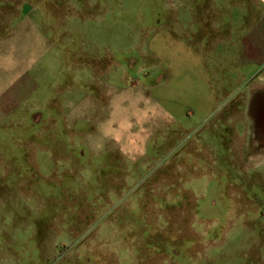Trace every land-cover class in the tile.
<instances>
[{
	"label": "rangeland",
	"instance_id": "obj_1",
	"mask_svg": "<svg viewBox=\"0 0 264 264\" xmlns=\"http://www.w3.org/2000/svg\"><path fill=\"white\" fill-rule=\"evenodd\" d=\"M261 20L264 0H56L0 121V264H264V94L210 106L217 43L193 41Z\"/></svg>",
	"mask_w": 264,
	"mask_h": 264
},
{
	"label": "crops",
	"instance_id": "obj_2",
	"mask_svg": "<svg viewBox=\"0 0 264 264\" xmlns=\"http://www.w3.org/2000/svg\"><path fill=\"white\" fill-rule=\"evenodd\" d=\"M50 9H56V0H0V121L13 116L27 100L28 92L33 89L35 83L32 71L47 53L53 51V41L44 29L46 24H40L38 21L43 19L44 12ZM187 9V7L183 9L180 20L175 22L182 31L185 27L189 29L193 26L189 21L184 20ZM191 22L195 25L194 27L199 28L196 22L199 24L200 21L193 19ZM218 23L220 22L214 21L208 30H204V34L200 35L201 31H197L193 39L194 42L197 40V42H204L202 35L207 33L212 35L214 43H217L216 47L208 48L209 56L214 60L212 66L215 72V79L212 78L210 83L212 91L210 106L216 108L224 103L227 112L236 109L230 97L245 81L250 85L246 84L242 98H247L249 101L248 115L253 116L256 104L261 101L256 99V94H264V76L259 73L264 66V20L254 24L252 22L230 24L227 30L229 37L226 35L224 39L221 38L217 28ZM238 26H240L239 31L233 29ZM237 35H239L238 38H236ZM200 36L202 39H199ZM221 43H229L233 46L231 45L228 50L225 49L228 53H224L219 48ZM122 90H118L117 94L111 98V105L116 104L118 108L125 107L130 101L132 96L126 95L125 90L121 92ZM140 96L150 99L143 90ZM231 118L232 115L229 119Z\"/></svg>",
	"mask_w": 264,
	"mask_h": 264
}]
</instances>
